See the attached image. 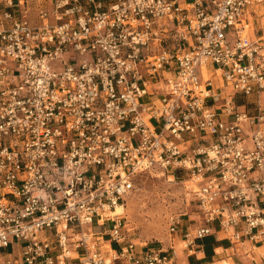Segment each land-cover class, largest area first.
Segmentation results:
<instances>
[{
  "label": "built area",
  "instance_id": "1",
  "mask_svg": "<svg viewBox=\"0 0 264 264\" xmlns=\"http://www.w3.org/2000/svg\"><path fill=\"white\" fill-rule=\"evenodd\" d=\"M139 175L185 248L264 245V0H0V264H170L114 214Z\"/></svg>",
  "mask_w": 264,
  "mask_h": 264
},
{
  "label": "rangeland",
  "instance_id": "2",
  "mask_svg": "<svg viewBox=\"0 0 264 264\" xmlns=\"http://www.w3.org/2000/svg\"><path fill=\"white\" fill-rule=\"evenodd\" d=\"M211 70V67H209ZM184 179L166 175H139L134 189L125 200L123 216L128 222L130 240L137 248L169 251L182 250L180 233H168L167 217L182 214L184 232L199 226L197 210L191 194L184 188Z\"/></svg>",
  "mask_w": 264,
  "mask_h": 264
},
{
  "label": "crops",
  "instance_id": "3",
  "mask_svg": "<svg viewBox=\"0 0 264 264\" xmlns=\"http://www.w3.org/2000/svg\"><path fill=\"white\" fill-rule=\"evenodd\" d=\"M53 1L30 0L34 8L41 5L51 7ZM214 232L197 241L193 247L168 251L170 264H264V245L249 241L233 244L216 230ZM205 241L208 243L206 248L203 247Z\"/></svg>",
  "mask_w": 264,
  "mask_h": 264
},
{
  "label": "bare ground",
  "instance_id": "4",
  "mask_svg": "<svg viewBox=\"0 0 264 264\" xmlns=\"http://www.w3.org/2000/svg\"><path fill=\"white\" fill-rule=\"evenodd\" d=\"M124 210H125V207H122L121 205H119L116 207L114 214H119L121 212H124Z\"/></svg>",
  "mask_w": 264,
  "mask_h": 264
},
{
  "label": "trees",
  "instance_id": "5",
  "mask_svg": "<svg viewBox=\"0 0 264 264\" xmlns=\"http://www.w3.org/2000/svg\"><path fill=\"white\" fill-rule=\"evenodd\" d=\"M203 247L206 248V246L208 245V243H206V241L203 243Z\"/></svg>",
  "mask_w": 264,
  "mask_h": 264
}]
</instances>
